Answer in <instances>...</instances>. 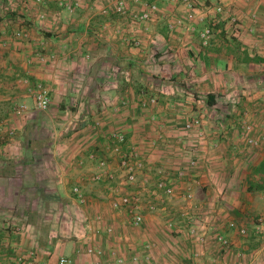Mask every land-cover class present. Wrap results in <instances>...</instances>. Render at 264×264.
<instances>
[{
  "label": "crops",
  "instance_id": "0c3cea01",
  "mask_svg": "<svg viewBox=\"0 0 264 264\" xmlns=\"http://www.w3.org/2000/svg\"><path fill=\"white\" fill-rule=\"evenodd\" d=\"M26 1L34 12L24 8ZM117 1L63 0L60 7V0H44L35 9L31 0H0V111L8 113L6 128L17 135L11 143L0 141V264H57L60 257L88 264L97 259L86 253L94 246L105 250L109 264L115 258L133 264L131 257L142 258L148 239L161 237L160 219L145 218L151 222L142 233L124 210L111 209L110 200L140 192L146 201L159 202L153 184L161 167L188 174L174 179L176 197L166 205L181 203L178 196L186 186L200 181L202 190L196 189L193 204L186 206L193 208L191 216L202 211L208 219L206 229L201 227L208 241L205 253L215 252L211 229L247 253L249 264H264V228L257 233V222L252 223L264 216V63L252 61L264 60V0H218L224 11L207 12L204 25L213 32L207 47L200 44V23L169 29L183 16L181 6L126 0L131 12L158 4L150 20L138 23L115 14ZM38 12L45 14L43 20ZM231 16L240 21L236 33ZM16 30L27 38H14ZM133 40L139 45H131ZM36 82L50 89L51 104L41 118L33 101ZM17 104L27 111L17 113ZM192 117L201 120V138L183 129ZM241 121L252 125L257 147L244 146ZM55 122L60 131L42 137L40 129ZM117 132L145 164L136 185L127 186L117 173L118 155L109 140ZM91 153L109 161L112 178L90 181ZM193 156L198 166L188 170ZM77 184L87 203L75 218L66 209L77 205L71 195ZM235 223L246 236L237 233ZM107 226L113 234L104 233ZM240 237H256L260 245L250 240L248 247Z\"/></svg>",
  "mask_w": 264,
  "mask_h": 264
},
{
  "label": "built area",
  "instance_id": "2783aa9c",
  "mask_svg": "<svg viewBox=\"0 0 264 264\" xmlns=\"http://www.w3.org/2000/svg\"><path fill=\"white\" fill-rule=\"evenodd\" d=\"M170 4H177L183 8V16L176 18L170 23L169 29L173 30L175 26L181 27L186 22L187 23H195L202 24L203 27L199 31V40L202 47H207L210 43L212 37V30L205 26V20L207 17V12L209 10H213L216 15H220L223 13V7L218 3V0H167ZM31 3L34 6L41 7L44 4V0H31ZM59 6L63 7V0H60ZM115 14L121 17H130L133 22L143 23L147 22L151 19V17L158 12V4L156 2H151L145 4L143 8L139 12H131L130 8L126 0H118L113 8ZM103 15H107V10L102 11ZM38 18L43 20L45 18V14L40 12L38 14ZM257 20L253 17L251 18V22L255 24ZM264 21V16H263ZM229 23L231 25V29L235 31L240 27V21L237 17L231 16L229 18ZM13 37L16 39H25L27 38V33L21 30H16L13 32ZM133 46H138V42L133 40L131 43ZM23 83L30 84L28 79H24ZM33 101L34 107L39 112L48 111L51 99H50V89L44 85L42 82H36L33 84ZM149 102L153 105L155 104V99L150 98ZM27 111L26 105L22 104L18 106L16 112L22 113ZM183 129L186 132H194L197 137L202 136L201 132V120L197 117H192L184 122ZM253 127L247 121H241L239 125V135L240 138L247 148H255L259 145V139H257L253 133ZM14 136V130L7 129L6 123L2 118H0V141H9ZM109 140L113 141L114 152L118 155V166L117 173L124 180L127 186L136 185L138 175L144 169V162L139 158V154L135 148L127 146L126 138L124 134L117 132L109 135ZM190 153H194L195 148H189ZM88 159L91 161H95V171L92 173L90 177V181L93 183H99L106 178H112V174L108 172V164L109 161L105 158H96V154H89ZM198 166L197 159L193 156L188 161V170H194ZM156 181L153 184V196H161L159 202L155 200H149L144 198L141 193H124L117 198H112L110 200V207L114 211L124 210L126 215L128 216V220L130 225L133 228H140L145 221L146 215L155 213L159 211L161 205L166 202H170L173 198L176 197V189L174 186V179L187 176V172L179 170L174 174L170 172L168 168L161 167L158 168L156 173ZM173 181V182H172ZM148 182L145 178L144 183ZM196 189L202 190V185L198 179H194L191 184H188L184 189L183 193H181L178 197V200L181 203H185L188 205H192L194 201V191ZM71 195L74 201L80 205L85 206L87 203V199L84 195V192L79 184L74 185L71 189ZM146 201V203H145ZM100 216L95 218V221H100ZM189 221L192 223L191 227L188 229V233L191 237L195 239L196 242L203 244L205 242L204 234L200 235L198 228L195 224L196 218L195 216L188 217ZM194 222V224H193ZM256 231L257 233H262L264 228V216H260L256 220ZM169 227H172V224L169 223ZM232 226L235 227L237 233L240 236H246L247 230L237 225L236 223ZM113 228L111 226H107L104 229V233L106 235L113 234ZM99 231L96 230V233ZM264 237V236H263ZM214 240L218 244L219 248L223 251H227L231 244L229 240L222 235L221 233H217L214 236ZM262 247L264 249V238ZM86 253L90 256H95L97 259L88 263V264H102L100 258L103 253L102 250L95 247H88ZM237 257L240 254H236ZM22 261L20 260V263ZM131 262L133 264H150L148 260L142 261V259L134 255L131 257ZM27 264H31V262H27ZM57 264H72V261L67 257H60L57 260ZM113 264H124L123 258H115ZM194 264H201L199 262H195ZM213 264H222L219 261H213Z\"/></svg>",
  "mask_w": 264,
  "mask_h": 264
},
{
  "label": "rangeland",
  "instance_id": "374dc122",
  "mask_svg": "<svg viewBox=\"0 0 264 264\" xmlns=\"http://www.w3.org/2000/svg\"><path fill=\"white\" fill-rule=\"evenodd\" d=\"M17 1H19V0H17ZM24 4L27 5L26 7H24L25 9H28L30 12H34V8L32 9L30 7L28 1H26ZM32 5L33 4L31 3V6ZM34 7L36 9L37 6H34ZM39 13L40 12H38V14ZM1 18H3L2 14H0V19ZM12 18L13 17H11V19ZM21 101L19 102V104L22 103ZM11 106H15V105L12 104ZM17 106H19V105L17 104ZM17 108H15V109L17 110ZM9 110H10L9 113L12 114L13 109L9 108ZM39 113L40 114H38L39 115L38 117L41 118L44 115V113H41V112H39ZM8 117H9L8 113L7 114L5 112L1 113V111H0V118H2V120L5 121ZM197 118H199V117H197ZM53 125H54V127L46 126L44 128H41L40 129V135L42 137H49L50 138L51 136H53V134L58 133L60 131L59 128L61 127L59 122H55ZM10 129L14 130L13 128H10ZM16 137H17V135H16V132L14 130L13 138H11V140H9V141H3L2 144L11 143L12 140H16ZM117 163H118V160H117ZM88 183H91V182L89 181ZM163 205L165 207V210L163 209V210L157 211L155 213H151V214L146 215V219L147 218L148 219L153 218L155 216H157L158 219H160L159 230H160L161 237H159L158 240L153 239V238L148 239V241L142 245V258H141L142 261L148 260L150 264H194L195 262H199L201 264H213V261H219V262H222V264H249V260H250L249 255L247 253H244V251H240L237 248H234L231 241H229L231 246L227 251L221 250L213 238L214 233L217 232L215 230H211V229L208 230L212 234L210 236L212 238V239H210V242L212 244L211 250H215V252L211 255L208 252L205 253L204 247L208 242L206 240L207 239L206 236L204 235L205 242L203 244H200V243L196 242L195 239L193 237H191L188 233V229L192 225L191 222L189 221L188 217L191 216V213H192L191 211L193 208L187 207L186 205H188V204H185V203H179V204H174V205H170V204L166 205V203H165ZM84 208H85V206H80L78 204L77 205L72 204L71 208L67 206L66 213L68 215L74 213L76 215L75 218H77V216L78 217L80 216V214L77 213V210L83 212ZM159 209H162V208L160 207ZM75 210H76V212H75ZM163 211L164 212L165 211H171V214L169 216H165V215L161 216ZM193 212L196 213V211H193ZM198 212H199V214L195 215V217L198 218L196 221H198V223H200V225L197 226V224H196V226H197L198 231L201 235L202 234L201 227H203V229H206L209 222H208V219L206 217L203 218L204 214L202 213V211H198ZM82 215H84V214L82 213ZM260 215H262V214H260ZM258 217H259V215L254 217V219L252 220V223L254 221H256ZM150 222L151 221H149V222L144 221L143 222V224L141 226L142 227V233H143L144 229L145 230L148 229ZM169 223L172 224V227L168 226ZM70 229L72 230L73 227L71 226V228H70L68 225V228L66 229V232L68 234H69L68 230H70ZM137 229H139V228H137ZM72 235H73V232H72ZM239 239L241 241H244L243 244L248 246V247H250V244H251L250 240H254V242H256L257 244L260 245V240L255 241L256 237H254V239H248V238L240 237ZM98 240L101 241L100 239H98ZM261 241H263V240H261ZM91 245H93V244H91ZM99 249H101V248H99ZM216 249L217 250L219 249V252H217ZM101 250L103 253L102 257L100 258L101 263H103V264L108 263L109 264V262H108L109 260L107 258V254H105V250L104 249H101ZM238 252L240 253L239 257L236 256V254H238ZM203 253H205V254H203ZM160 254H162L164 259L167 260L166 263H164L162 258H160Z\"/></svg>",
  "mask_w": 264,
  "mask_h": 264
},
{
  "label": "trees",
  "instance_id": "16d2710c",
  "mask_svg": "<svg viewBox=\"0 0 264 264\" xmlns=\"http://www.w3.org/2000/svg\"><path fill=\"white\" fill-rule=\"evenodd\" d=\"M252 61L255 63H264V60L259 59V58H253Z\"/></svg>",
  "mask_w": 264,
  "mask_h": 264
}]
</instances>
